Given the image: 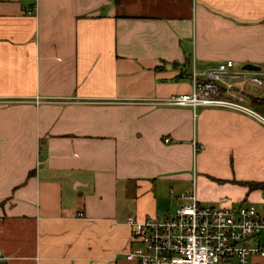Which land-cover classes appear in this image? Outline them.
<instances>
[{
  "label": "crops",
  "instance_id": "obj_1",
  "mask_svg": "<svg viewBox=\"0 0 264 264\" xmlns=\"http://www.w3.org/2000/svg\"><path fill=\"white\" fill-rule=\"evenodd\" d=\"M225 61L264 80V0H0V263L134 264L126 218L174 215L193 183L264 215L244 185L264 183L262 125L152 104Z\"/></svg>",
  "mask_w": 264,
  "mask_h": 264
},
{
  "label": "built area",
  "instance_id": "obj_2",
  "mask_svg": "<svg viewBox=\"0 0 264 264\" xmlns=\"http://www.w3.org/2000/svg\"><path fill=\"white\" fill-rule=\"evenodd\" d=\"M253 72L249 75L246 70L235 71L232 61L205 71L201 79L193 71L190 92L154 100L152 104L189 108L194 114L201 108L227 110L264 127V115L243 99L248 85L263 87V77ZM170 196H174L172 191ZM178 199L181 205L167 218H126L132 244L123 253L126 261L134 264H224L230 261L246 264L253 256H264V245L249 243L264 230V215L254 205L227 204L226 200L215 205L202 203L197 198L194 183L192 189L178 195Z\"/></svg>",
  "mask_w": 264,
  "mask_h": 264
},
{
  "label": "trees",
  "instance_id": "obj_3",
  "mask_svg": "<svg viewBox=\"0 0 264 264\" xmlns=\"http://www.w3.org/2000/svg\"><path fill=\"white\" fill-rule=\"evenodd\" d=\"M253 104L264 106V102L260 103L256 100L253 101ZM244 185L247 186L249 190L264 189V183H244Z\"/></svg>",
  "mask_w": 264,
  "mask_h": 264
},
{
  "label": "rangeland",
  "instance_id": "obj_4",
  "mask_svg": "<svg viewBox=\"0 0 264 264\" xmlns=\"http://www.w3.org/2000/svg\"><path fill=\"white\" fill-rule=\"evenodd\" d=\"M196 149H198V147H196ZM214 183L215 184L213 185V188H212L214 191H221L223 189L221 182L215 181Z\"/></svg>",
  "mask_w": 264,
  "mask_h": 264
},
{
  "label": "water",
  "instance_id": "obj_5",
  "mask_svg": "<svg viewBox=\"0 0 264 264\" xmlns=\"http://www.w3.org/2000/svg\"><path fill=\"white\" fill-rule=\"evenodd\" d=\"M243 70H246V71H259V67H256L254 65L247 64V65H245L243 67Z\"/></svg>",
  "mask_w": 264,
  "mask_h": 264
}]
</instances>
